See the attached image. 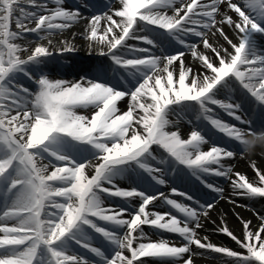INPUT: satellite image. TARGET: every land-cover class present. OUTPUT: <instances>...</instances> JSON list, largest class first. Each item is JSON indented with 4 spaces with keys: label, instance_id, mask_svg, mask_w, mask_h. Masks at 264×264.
<instances>
[{
    "label": "snow or ice",
    "instance_id": "1",
    "mask_svg": "<svg viewBox=\"0 0 264 264\" xmlns=\"http://www.w3.org/2000/svg\"><path fill=\"white\" fill-rule=\"evenodd\" d=\"M65 4L0 0V264H194L208 253L223 257L222 264H264L258 213L255 226L237 214L242 239L223 221L217 225L243 253L198 234L202 218L211 219L217 200L225 199V188L208 177L228 181L230 197L264 199V170L253 161L250 180L225 163L264 141V48L258 45L264 0H108L106 11L87 17ZM81 21L89 55L111 61V78L108 69L74 80L45 72L52 58L78 51L76 33L53 37ZM209 34L224 43H210ZM186 54L198 69L185 63ZM237 89L261 109L257 120L244 118L232 95ZM215 109L247 128L223 121ZM188 112L228 142H212L200 130L187 138L170 131V117ZM181 166L210 200L171 188V196L188 203L180 202L156 187ZM125 177L144 186L121 187L117 180ZM157 201L169 210L156 211ZM145 227L159 238L152 240Z\"/></svg>",
    "mask_w": 264,
    "mask_h": 264
},
{
    "label": "bare ground",
    "instance_id": "2",
    "mask_svg": "<svg viewBox=\"0 0 264 264\" xmlns=\"http://www.w3.org/2000/svg\"><path fill=\"white\" fill-rule=\"evenodd\" d=\"M49 6L53 7V5L51 4ZM84 23H85L84 21H81L79 24L74 25L73 28L65 32L62 37L61 36L53 37L54 42H58L62 38L71 39V36L73 33L77 34L76 39H75V44H76L78 51L74 53H68L69 57L70 56L79 57L80 55L78 53H81L82 55L89 54L87 47H86V41H84L82 36L80 35L83 32ZM11 28L12 30H16L14 23L11 25ZM224 30L228 31L227 35L229 36V38L233 39L234 41L236 40V37L231 32V29H229L227 26H224ZM19 42L23 43L22 41H19ZM43 43L46 44L47 42L44 41ZM68 54H65L64 56H56L54 58L66 57L68 56ZM52 59L49 61V63L46 66H44L45 71H51V69H54L53 65L55 64V62H53ZM52 78L56 79L57 77L54 76ZM126 103H127L126 101H122L120 103L121 109L126 108ZM78 111H80L81 113H84V110L82 109H79ZM257 151H258L257 154L254 153L251 156V163L254 161L259 169L264 170V141L260 142ZM252 172H254L253 169H252ZM126 183L128 185H132L133 181L131 179H127ZM237 214H239V217L242 218L243 220L252 221L253 226L258 225L260 223V220L258 216L256 215L257 213L255 212H249L243 208H233V207H229L226 205H222L220 206L219 210L213 209L210 211L209 215L211 219L204 220L203 222L204 227L200 229V231L198 232L199 236L200 237L207 236L208 239L214 245L224 246L231 250L243 253L244 250L239 248V246L233 240H231L228 236L224 235L222 232L216 230L217 225H220L221 221H223L227 225V227L233 232L234 235L242 239L243 229H242L241 219L237 218ZM213 221H215L216 223H213ZM197 251H201V250H197ZM193 259H194V264H222V261L224 258L214 253H208L204 256H196Z\"/></svg>",
    "mask_w": 264,
    "mask_h": 264
},
{
    "label": "rangeland",
    "instance_id": "3",
    "mask_svg": "<svg viewBox=\"0 0 264 264\" xmlns=\"http://www.w3.org/2000/svg\"><path fill=\"white\" fill-rule=\"evenodd\" d=\"M117 6H118V4H116ZM49 75V74H48ZM51 77V76H50ZM22 81L24 80V77H21L20 78ZM23 84V83H22ZM24 85V84H23ZM26 86V85H25ZM28 87V86H27ZM35 87V85H31L29 88H34Z\"/></svg>",
    "mask_w": 264,
    "mask_h": 264
},
{
    "label": "clouds",
    "instance_id": "4",
    "mask_svg": "<svg viewBox=\"0 0 264 264\" xmlns=\"http://www.w3.org/2000/svg\"><path fill=\"white\" fill-rule=\"evenodd\" d=\"M254 146V145H253Z\"/></svg>",
    "mask_w": 264,
    "mask_h": 264
}]
</instances>
